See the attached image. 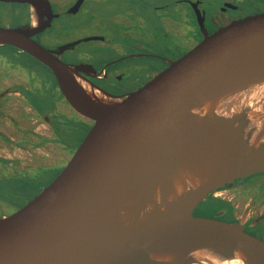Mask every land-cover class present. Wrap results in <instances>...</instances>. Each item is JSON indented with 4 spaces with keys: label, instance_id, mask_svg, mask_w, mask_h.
Listing matches in <instances>:
<instances>
[{
    "label": "water",
    "instance_id": "water-1",
    "mask_svg": "<svg viewBox=\"0 0 264 264\" xmlns=\"http://www.w3.org/2000/svg\"><path fill=\"white\" fill-rule=\"evenodd\" d=\"M45 27H0V46L46 66L91 128L49 187L0 216V264H204L193 256L201 249L264 264V241L243 225L194 216L220 188L264 172V108L252 102L261 91L239 92L264 81V11L206 34L125 96L83 76L91 65L61 60L91 38L49 49L33 38ZM226 95L228 116L194 113ZM174 176L184 191L169 197Z\"/></svg>",
    "mask_w": 264,
    "mask_h": 264
},
{
    "label": "flooded vegetation",
    "instance_id": "flooded-vegetation-1",
    "mask_svg": "<svg viewBox=\"0 0 264 264\" xmlns=\"http://www.w3.org/2000/svg\"><path fill=\"white\" fill-rule=\"evenodd\" d=\"M44 3L50 5L48 10L41 5ZM0 4L9 6V11L1 13L0 27L45 25L33 38L46 48L56 49L65 43L91 38L62 53L61 60L67 64L91 65L95 72L82 73L83 76L116 96H125L138 89L123 87L126 77L132 73L137 72L141 77L149 67L150 75L144 77L147 82L200 44L206 34L211 35L234 21L264 11V0H0ZM82 15L86 20L78 27H83L85 33L70 41L56 42L55 32L60 29L57 22ZM151 24L156 32L149 28ZM104 34L111 36L108 38ZM13 48L18 51L16 53L22 52ZM7 63L0 64V145L29 147V135L34 134L39 120L54 131H61L63 122L60 115L53 119L51 113L33 106L29 71L18 63ZM18 67L25 73V80ZM29 105H32L36 119L29 115ZM69 108L75 116L78 114ZM39 138L37 144L47 147L49 141ZM41 168L36 167L32 173ZM248 184L262 186L257 190L260 192L258 198L262 199L264 172L237 179L209 196L227 202L215 194L247 189ZM228 212L221 210L215 217L236 221L246 232L264 241V211L261 213L253 206L252 211L244 209L242 215L237 216L232 210L231 218L224 219ZM243 213H247L245 219Z\"/></svg>",
    "mask_w": 264,
    "mask_h": 264
},
{
    "label": "rangeland",
    "instance_id": "rangeland-1",
    "mask_svg": "<svg viewBox=\"0 0 264 264\" xmlns=\"http://www.w3.org/2000/svg\"><path fill=\"white\" fill-rule=\"evenodd\" d=\"M7 8L9 6L0 4V19L2 18L1 13L9 11ZM85 20L86 18L82 15L58 21L60 29L55 32L56 40L58 39L56 42L70 41L84 34V28L78 27V24ZM149 28L156 32L155 26L153 27L152 24L151 27L149 25ZM104 35L111 36L110 34ZM83 47L88 48L86 45H83ZM16 52L18 51L11 46H0V64L7 65V62L20 64L29 71V89L33 88L30 101L33 106L45 110V113H51L50 116L53 119H57V115H60L61 123H63L60 127L62 128L61 131H54L51 126L39 120V125L33 132L34 134L29 135L31 140L29 147H6L1 143L0 216L16 212L49 187L66 168L70 157L75 155L82 147L84 139L90 133L91 128L89 119L78 114L75 116L72 113L66 101L63 100V95L52 72L31 56L28 57L25 53ZM20 69L18 67V72L25 80L26 75ZM148 71L149 67L142 73L141 77H138L137 72L132 73L130 77H126L123 84L124 89H135L145 84L146 79L144 77L150 75ZM31 114L36 119L37 116L32 105H29V115ZM38 136L49 141L47 147H41L37 144L40 139ZM36 167L43 168L32 173ZM19 172L21 173L16 175ZM247 187V189L215 194L228 203L208 196L195 209L194 216L214 218L217 212L226 209L229 212L223 218L230 219L232 210L238 216L242 215L241 212L244 209L249 210V212L252 211L253 206L254 208L258 207V210L263 213L264 196L262 199L258 198L260 192L257 191L262 186L256 187L248 184ZM246 215L247 213L244 214V219ZM249 215H252V213Z\"/></svg>",
    "mask_w": 264,
    "mask_h": 264
},
{
    "label": "bare ground",
    "instance_id": "bare-ground-1",
    "mask_svg": "<svg viewBox=\"0 0 264 264\" xmlns=\"http://www.w3.org/2000/svg\"><path fill=\"white\" fill-rule=\"evenodd\" d=\"M83 86L89 90L90 92V89H89V86L88 84L86 83H83ZM251 87L250 89H244V90H241L239 91L240 92V95H245V97L249 98L250 96L248 95L249 93H253L255 91H261V95L257 96L256 97V100L255 101L253 99L252 102H256L254 103V105H260V107L264 108V101H263V98H264V81L263 82H259L257 84H254V85H251L249 86ZM254 87V88H253ZM229 95V94H228ZM224 96V98L222 97L220 100H217V101H210L208 103V106L205 110H201L200 108H196L194 110V113H197L199 115H202L204 113H206L208 110H213L215 112H217L218 114L220 115H225V116H228L226 115V113H224L220 106L222 103L226 102L225 99L227 98V96ZM261 96V98L259 99V97ZM230 100H235V97H230L228 98ZM259 99V100H258ZM261 109V108H260ZM262 110V109H261ZM199 183H196L194 186H197ZM184 191V187L182 185V182H180L178 180V178L176 176L173 177V181H172V184H171V189L169 190V197H175L179 194H181L182 192ZM193 256L200 262L202 263H207V262H212L213 264H246L245 262V255L243 253L242 250L240 249H237L234 251V255L233 257L230 259V260H227V261H224V262H218V256L217 254L213 253L211 250H208V249H201V250H197L193 253Z\"/></svg>",
    "mask_w": 264,
    "mask_h": 264
}]
</instances>
